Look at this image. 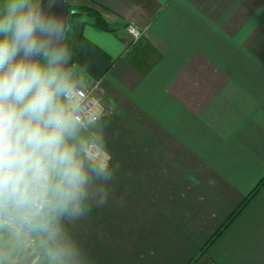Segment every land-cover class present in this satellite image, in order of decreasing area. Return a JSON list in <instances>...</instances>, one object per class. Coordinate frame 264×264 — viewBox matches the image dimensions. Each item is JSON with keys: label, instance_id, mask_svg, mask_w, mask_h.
<instances>
[{"label": "crops", "instance_id": "crops-1", "mask_svg": "<svg viewBox=\"0 0 264 264\" xmlns=\"http://www.w3.org/2000/svg\"><path fill=\"white\" fill-rule=\"evenodd\" d=\"M64 1L113 27L67 18L115 168L103 206L60 221L71 264H264V183L229 219L264 177V0Z\"/></svg>", "mask_w": 264, "mask_h": 264}, {"label": "clouds", "instance_id": "clouds-1", "mask_svg": "<svg viewBox=\"0 0 264 264\" xmlns=\"http://www.w3.org/2000/svg\"><path fill=\"white\" fill-rule=\"evenodd\" d=\"M67 18L42 0L0 2V264L33 237L71 264L62 218L87 217L111 196L107 111L64 43Z\"/></svg>", "mask_w": 264, "mask_h": 264}, {"label": "trees", "instance_id": "trees-1", "mask_svg": "<svg viewBox=\"0 0 264 264\" xmlns=\"http://www.w3.org/2000/svg\"><path fill=\"white\" fill-rule=\"evenodd\" d=\"M2 2V0H0ZM68 9V17H76V18H87L90 20L92 25L96 28L102 30L111 31L113 29L110 22H108L102 15L100 9L94 5L91 6H71L67 5ZM264 183V177L261 178L256 187L248 194L246 199L239 205V207L230 215L229 219H231L247 202V200L259 189V187Z\"/></svg>", "mask_w": 264, "mask_h": 264}, {"label": "built area", "instance_id": "built-area-1", "mask_svg": "<svg viewBox=\"0 0 264 264\" xmlns=\"http://www.w3.org/2000/svg\"><path fill=\"white\" fill-rule=\"evenodd\" d=\"M128 29L130 30L131 34L134 37H137L139 35V32L136 28H134L132 26H128ZM98 89H99L98 82L93 83L90 87V92L92 93L93 97L96 99H99L102 102V104L105 106V109H107L105 101H104L103 97L99 94ZM36 245H37V237H33L30 246H27V247L21 246V247L32 252V253H36L37 252Z\"/></svg>", "mask_w": 264, "mask_h": 264}, {"label": "water", "instance_id": "water-1", "mask_svg": "<svg viewBox=\"0 0 264 264\" xmlns=\"http://www.w3.org/2000/svg\"><path fill=\"white\" fill-rule=\"evenodd\" d=\"M42 6L46 11H54L68 18V9L64 0H42Z\"/></svg>", "mask_w": 264, "mask_h": 264}, {"label": "rangeland", "instance_id": "rangeland-1", "mask_svg": "<svg viewBox=\"0 0 264 264\" xmlns=\"http://www.w3.org/2000/svg\"><path fill=\"white\" fill-rule=\"evenodd\" d=\"M105 101V100H104ZM106 104V103H105ZM36 248H37V245H36Z\"/></svg>", "mask_w": 264, "mask_h": 264}]
</instances>
